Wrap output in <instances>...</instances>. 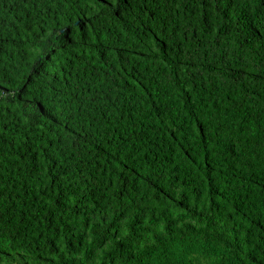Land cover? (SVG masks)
<instances>
[{"label":"trees","instance_id":"16d2710c","mask_svg":"<svg viewBox=\"0 0 264 264\" xmlns=\"http://www.w3.org/2000/svg\"><path fill=\"white\" fill-rule=\"evenodd\" d=\"M0 264H264V0H0Z\"/></svg>","mask_w":264,"mask_h":264}]
</instances>
